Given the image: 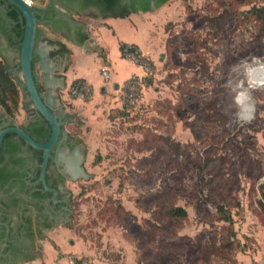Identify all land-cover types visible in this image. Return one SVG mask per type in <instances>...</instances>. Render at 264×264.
Returning a JSON list of instances; mask_svg holds the SVG:
<instances>
[{
  "label": "rangeland",
  "instance_id": "obj_1",
  "mask_svg": "<svg viewBox=\"0 0 264 264\" xmlns=\"http://www.w3.org/2000/svg\"><path fill=\"white\" fill-rule=\"evenodd\" d=\"M254 8L264 0H167L136 12L143 75L117 88L104 80L98 98L88 83L75 95L66 83L60 98L79 124L66 128L86 146L90 177L70 185V221L43 237L53 264H264V84L249 85L264 69V11ZM107 50L113 62V38ZM102 54L91 56L92 75ZM240 95L253 105L249 122L237 116ZM76 98L93 106L75 112ZM12 116L23 122L21 100ZM175 206L186 215H170Z\"/></svg>",
  "mask_w": 264,
  "mask_h": 264
},
{
  "label": "flooded vegetation",
  "instance_id": "obj_2",
  "mask_svg": "<svg viewBox=\"0 0 264 264\" xmlns=\"http://www.w3.org/2000/svg\"><path fill=\"white\" fill-rule=\"evenodd\" d=\"M28 4L34 6L33 10L38 13L35 42L47 40L53 45L55 48L50 52V57L66 59L65 70L69 66L68 47L61 40L48 37L47 33L82 46L84 42L87 43L88 36L82 21L83 14L97 18L112 17L115 13L96 10L83 0H29ZM16 10L19 9L10 1L0 0V59L13 75L14 69L19 67L8 60L13 53H19L21 40L17 31L24 21L22 14L17 15V20L13 18L12 13ZM19 23L22 25L19 26ZM83 36L86 38L82 40ZM32 65L37 89L41 93L44 87L37 74V59L32 61ZM25 96L26 92L22 95L21 105ZM62 104L56 113L61 116L64 110L62 120L65 124L62 128L66 135L62 139L60 134L50 152L44 171L45 186L39 180L41 150L25 144L14 133H6L0 143V264H17L35 253L37 243L44 235L55 226L69 222L73 214L70 185L82 178L72 180L67 168L75 156V163L78 162L88 172L85 167L86 146L79 134L66 128L67 124H79L66 110V104ZM14 124L38 143H45L50 136V125L43 117L27 118L25 114L23 122L19 124L0 107V129ZM56 150H59V163L54 158Z\"/></svg>",
  "mask_w": 264,
  "mask_h": 264
},
{
  "label": "water",
  "instance_id": "obj_3",
  "mask_svg": "<svg viewBox=\"0 0 264 264\" xmlns=\"http://www.w3.org/2000/svg\"><path fill=\"white\" fill-rule=\"evenodd\" d=\"M14 4L21 12L24 19V32L19 49L18 67L21 76V87L26 92V96L22 101L21 108L24 110L26 117L35 118L43 117L50 125L51 131L48 140L45 143H38L33 140L24 130L14 124L10 127L0 129V143L6 133H14L22 138L25 144L32 148L42 151V162L40 165L39 180L45 186L44 171L48 162L50 152L58 141L60 134L62 139L65 138V131L62 126L65 122L64 110L62 115L58 116L56 111L62 108L60 91L66 88L64 76L67 60L61 57H50V52L54 50V46L49 44L47 40H39L35 42L37 32V17L33 7L29 6V0H8ZM90 7L105 12H123L131 10H154L163 0H83ZM86 42H84V45ZM37 59L39 68V76L42 79L44 87L43 92H38L34 66L32 61ZM59 74V75H58ZM117 88V84L114 86ZM104 87L101 92L104 93ZM55 161L59 163V150L54 155ZM67 171L71 174L72 180L82 178L86 180L90 174L75 163L73 156L72 164H69Z\"/></svg>",
  "mask_w": 264,
  "mask_h": 264
},
{
  "label": "crops",
  "instance_id": "obj_4",
  "mask_svg": "<svg viewBox=\"0 0 264 264\" xmlns=\"http://www.w3.org/2000/svg\"><path fill=\"white\" fill-rule=\"evenodd\" d=\"M135 13L136 12L130 13L125 17L106 16L94 18L86 16L88 20L82 19V21L87 28L88 36L87 43L82 46L72 44L70 41L65 40L61 36H57L49 32L47 33L48 37L53 39H59L64 42L68 47L69 51L67 55L69 58V66L64 72L65 81L67 85H70L75 79H83L92 88L94 93L93 97L98 98L96 92H101V88L105 85L104 80H106V84L110 86L111 84L114 86L115 84H117L118 86V84H121L122 82L126 81L131 76V74L143 75L144 69L142 68V66L135 64L130 60L122 57L119 50L120 43L134 44L139 45L140 48H146L143 35L141 34V30L144 26L140 22V20L134 15ZM118 36L121 39H118ZM111 38H113L114 40L117 53V56L113 62L110 61V58L108 57L109 53L107 50V44ZM94 45H98L100 47L99 51H101V54L103 53L101 57H98L97 61L100 64L99 68L102 65L108 67V79H104L100 75L99 70L96 75H92L90 73V70L88 69V63L92 59L91 56L96 55L99 52L98 50L92 48ZM106 60H108V62L103 63ZM72 104L73 111L84 113L83 111H86V109L83 108V104H86L87 108H89L93 106V100L83 102L82 99L76 98L72 101ZM54 229L50 230L47 235L53 232ZM53 237L55 244L62 243L60 240H58V237H56V235ZM42 240L37 243V249L35 253L19 261L17 264H53L52 254L50 253V250L47 245L41 244L43 243ZM39 246H41L42 248H39ZM61 260L62 257L58 259V261Z\"/></svg>",
  "mask_w": 264,
  "mask_h": 264
},
{
  "label": "trees",
  "instance_id": "obj_5",
  "mask_svg": "<svg viewBox=\"0 0 264 264\" xmlns=\"http://www.w3.org/2000/svg\"><path fill=\"white\" fill-rule=\"evenodd\" d=\"M167 0H163L162 3L159 5L161 6L164 4ZM158 6V7H159ZM138 10H131V11H123V12H115L112 14V17H125L129 15L130 13L137 12ZM142 12H147L150 10H140ZM254 11L259 14L260 12L264 11V8H254ZM17 15H21L19 10H16L15 13H12V16L15 20L18 19ZM19 26L22 24L19 23ZM23 31H24V21H23V26L18 28V36L19 39L22 40L23 36ZM86 37L83 36L82 40L85 39ZM136 45H129L126 43H120L119 44V50L121 53V56L124 57V49L127 48L128 50H134ZM151 81V78L147 80V84H149ZM77 82H84L83 79H75L72 84H75ZM23 90L21 87L20 83L17 81L16 77L12 74V72L7 68L5 64L2 63L0 59V106L4 109V111L11 115L18 110L19 104H20V92ZM263 200V199H262ZM219 209L222 211V207L219 206ZM169 214L172 215L173 217H184L186 215V210L181 207V206H175L171 209H169ZM223 219L226 220L229 223H232V216L230 214H223ZM72 264H89L85 261H83L80 258H72Z\"/></svg>",
  "mask_w": 264,
  "mask_h": 264
},
{
  "label": "bare ground",
  "instance_id": "obj_6",
  "mask_svg": "<svg viewBox=\"0 0 264 264\" xmlns=\"http://www.w3.org/2000/svg\"><path fill=\"white\" fill-rule=\"evenodd\" d=\"M263 84H264V69L261 67H258L255 69V71L251 75L249 79V85L260 86ZM236 104L238 106L237 116L241 120H245V121L250 120L253 116V105L248 100V98L245 95H240L236 99Z\"/></svg>",
  "mask_w": 264,
  "mask_h": 264
},
{
  "label": "built area",
  "instance_id": "obj_7",
  "mask_svg": "<svg viewBox=\"0 0 264 264\" xmlns=\"http://www.w3.org/2000/svg\"><path fill=\"white\" fill-rule=\"evenodd\" d=\"M138 53L137 51L134 52V50H128L127 48L124 49V58L130 60L131 62L135 63L137 58H138ZM140 66H142V68L144 69V71L146 70V66L143 65V64H140ZM99 72H100V75L104 78V79H108L109 77V69L107 66L105 65H102L100 68H99ZM134 86V82H128L126 84L125 87H127L128 90H131L132 87ZM87 83L84 81V82H77L75 84H72L71 85V88H70V93L72 95H75L77 93H82V92H85L87 91Z\"/></svg>",
  "mask_w": 264,
  "mask_h": 264
}]
</instances>
